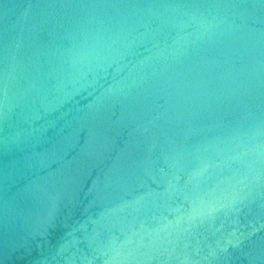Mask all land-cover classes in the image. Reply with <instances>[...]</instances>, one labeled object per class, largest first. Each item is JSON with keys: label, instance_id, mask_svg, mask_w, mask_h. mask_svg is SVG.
I'll list each match as a JSON object with an SVG mask.
<instances>
[{"label": "water", "instance_id": "95a60500", "mask_svg": "<svg viewBox=\"0 0 264 264\" xmlns=\"http://www.w3.org/2000/svg\"><path fill=\"white\" fill-rule=\"evenodd\" d=\"M0 264H264V0H0Z\"/></svg>", "mask_w": 264, "mask_h": 264}]
</instances>
